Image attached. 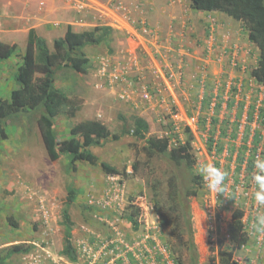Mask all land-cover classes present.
Returning <instances> with one entry per match:
<instances>
[{"label": "rangeland", "instance_id": "374dc122", "mask_svg": "<svg viewBox=\"0 0 264 264\" xmlns=\"http://www.w3.org/2000/svg\"><path fill=\"white\" fill-rule=\"evenodd\" d=\"M30 1L25 9L37 17L36 29L50 49L53 39L68 25L73 30L96 24L113 28L108 44L84 47L90 60L88 72L69 68L56 72L55 86L77 105L73 115L67 106L55 115L53 126L58 140L69 137L71 126L82 120L97 119L111 133H120L132 115H140L149 125L148 135L190 141L195 173L201 161L226 171L228 193L215 196L203 181L196 196L182 199L191 213L196 252L192 261L193 251L186 250L188 235L184 233L177 242L160 222L156 208L166 198L169 174H177L182 185H189V171L183 166L175 167L165 156L147 159L142 149L144 141L127 134L90 148L100 160L117 167L119 174H107L99 165L83 161L74 162L72 169L65 154L55 160L47 156L36 115L11 117L4 123L6 137L0 138V264H81L79 253L74 262L61 253L60 211L70 184L75 196L68 208L75 249L80 240L93 236L117 239L120 247L121 242L129 241V213L135 212L130 201L144 195L154 213L148 220L157 222L155 215L159 218L157 236L166 248L165 260L179 264L176 257L181 255L183 264H216L231 211L240 207L249 238L233 250V258L238 264H264V234L251 230L254 218L264 209L258 208L253 199V167L249 168V156L262 158L264 151V83L250 74L258 48L248 40L243 24L222 12L193 9L189 0ZM51 1L60 11L54 19L45 17L48 7L41 8ZM6 11L23 14L24 6L20 3L4 9L0 5V38L17 46L13 55L0 60L2 99H8L15 87L14 73L30 25L3 19ZM141 22L147 29L141 41L157 39V45H149L150 53L141 41L133 40L137 36L132 33V25L139 28ZM233 55L236 60L232 64ZM112 73L117 78L111 81ZM123 91L125 99L119 96ZM176 110L195 115L194 131H188L183 119L174 115ZM256 132L260 142L250 154L243 146H253ZM135 160H139L137 170L132 169ZM138 231L143 227L137 226V235ZM13 244L28 246L29 250L9 254Z\"/></svg>", "mask_w": 264, "mask_h": 264}, {"label": "trees", "instance_id": "16d2710c", "mask_svg": "<svg viewBox=\"0 0 264 264\" xmlns=\"http://www.w3.org/2000/svg\"><path fill=\"white\" fill-rule=\"evenodd\" d=\"M193 9L201 11H218L240 21L247 33V38L258 48L256 65L251 69V76L259 83H264V0H189ZM26 45L21 60L14 73L15 87L10 91L8 99L0 98V138H5L4 123L11 117L21 115H36V122L40 137L47 156L51 160L65 154L74 169V162L83 161L90 165H99L103 172L116 175L120 170L105 161L100 160L92 151V146L102 145L107 139L118 140L123 135H131L142 139V149L147 159L154 156L167 157L177 168L183 166L189 171V185L181 184L177 174L171 173L166 178L167 189L165 200L156 205L160 214V222L167 226L172 237L181 242L183 234L188 235L186 250L193 251L195 247L191 226V213L189 206L182 199L188 200L196 196L202 186L203 179L193 171L195 159L191 152L190 141L180 140L177 137L171 140L170 136L148 135L149 125L140 115H132L131 122L122 126L120 133H111L107 126L97 119H86L77 122L70 128L69 137L58 140L54 132V118L60 109L67 106L68 112L73 115L77 109L74 100L59 90L54 82L56 72L62 68H69L76 72L86 73L90 66L89 57L84 51L88 45L108 44L113 37V28L109 25L96 24L91 28L73 30L70 25L62 36L52 41V49L47 41L35 28H30L26 36ZM17 46L0 41V59L14 54ZM250 118L252 114L250 113ZM248 116V117H249ZM122 119H124L122 117ZM189 131V130H188ZM253 146H243L245 151L254 154L260 142V134L256 132ZM213 140L210 139V142ZM173 143V144H172ZM264 158V151L262 152ZM243 154L241 153L240 156ZM245 155V154H244ZM243 155V156H244ZM241 158V157H240ZM249 168H252L254 155L249 156ZM244 160V158H242ZM242 160V161H243ZM137 161L132 163V169L137 170ZM146 160L143 163H147ZM181 189L183 193L181 192ZM67 200L61 210V223L63 225V243L61 253L70 261H75L76 250L72 244V220L68 211L74 200V189L71 184L67 186ZM130 220L133 213H129ZM244 210L236 207L231 211L230 221L226 232L219 244L216 264H238L233 258V250L239 249L248 242V233L244 223ZM224 243L225 246H223ZM228 243V246H227ZM29 247L21 244L9 246L8 253L27 252ZM179 264L181 255L176 257ZM196 263V261H195Z\"/></svg>", "mask_w": 264, "mask_h": 264}, {"label": "built area", "instance_id": "2783aa9c", "mask_svg": "<svg viewBox=\"0 0 264 264\" xmlns=\"http://www.w3.org/2000/svg\"><path fill=\"white\" fill-rule=\"evenodd\" d=\"M132 26V33L142 40L144 38L142 33H147L143 22L138 25L139 28ZM141 43L143 44V42ZM235 60V55H233L232 64L235 63ZM116 78L117 75L112 73L110 80ZM119 96L125 99L126 92L123 91ZM144 96L148 98L147 94ZM174 115L183 119L181 121L188 125L195 122L196 119L194 114L188 117L182 110L174 111ZM130 205L135 206V212L133 219L129 221L130 225H128L132 231L129 241L121 242L123 244L120 247L117 239L110 240L107 237L105 240L97 239L94 236L90 240H82L77 251L81 264H176L174 260L173 262L169 259L165 260L166 248L161 238L157 236L158 230H160L157 225L159 218L158 215H155L157 222L148 220V217L154 213L146 196H136L130 201ZM137 226L143 227V231H138V235L136 234ZM105 250H107V255L111 256L110 258L104 255ZM105 259H107L106 262L103 261Z\"/></svg>", "mask_w": 264, "mask_h": 264}, {"label": "clouds", "instance_id": "9594fccd", "mask_svg": "<svg viewBox=\"0 0 264 264\" xmlns=\"http://www.w3.org/2000/svg\"><path fill=\"white\" fill-rule=\"evenodd\" d=\"M253 173L251 179L255 186L252 194L253 199L258 208L264 209V158H256L252 163ZM196 174L200 175L205 183V187L209 192L214 194L228 193V185L226 183L228 173L212 163L201 161L198 163ZM251 230L255 233L264 234V211L259 213L251 224Z\"/></svg>", "mask_w": 264, "mask_h": 264}, {"label": "crops", "instance_id": "0c3cea01", "mask_svg": "<svg viewBox=\"0 0 264 264\" xmlns=\"http://www.w3.org/2000/svg\"><path fill=\"white\" fill-rule=\"evenodd\" d=\"M54 1V0H53ZM51 1L50 3H48L47 5H44V7L41 6V8H46L48 7V9H46L45 11V17H52L53 19L55 18V15L56 14H60V11H58L56 8H53V5H52V2ZM63 2H69V0L67 1H63ZM22 4L24 6V11H23V14L19 13V14H15V12L13 13H9V11L7 12L6 11V14L5 15L4 13L1 15L3 17V19L5 20H8V19H12L13 22H18V20H21L24 22V24H30L28 25V30L30 28H35L37 27V24L35 22V19H37L36 16L32 15L31 12L32 10L30 9H25V6H28L31 4V1L30 0H0V5L5 9V7H7L9 5V7L11 5H19V4ZM69 4V3H68ZM12 14V15H11ZM56 21V20H55ZM68 25V24H67ZM28 30H27V33H28ZM37 31V29H36ZM38 32V31H37ZM65 32V31H64ZM39 34V33H38ZM64 34V33H63ZM62 34V35H63ZM61 35V36H62ZM131 35V34H130ZM26 37V36H25ZM130 37V36H129ZM27 38V37H26ZM131 38V37H130ZM133 40L137 42L138 41H141V39H138L137 37H134L133 36ZM0 41H3L1 38H0ZM5 43H7L6 41H3ZM143 42V46L145 48V51L150 53L151 52V47L149 46L150 44H154V45H157V39L153 38V39H150L149 42H144V41H141ZM8 44H12V43H8ZM26 45V44H25ZM155 48V47H154ZM158 49V48H156ZM6 59V58H5ZM1 60V59H0ZM191 116V115H190ZM189 117V116H188ZM145 119V118H144ZM187 124V123H186ZM195 122L191 123L190 125L187 124V128L189 131H194L196 128H195ZM74 201V200H73ZM65 204V203H64ZM70 206V205H69ZM64 205L62 206L61 210L63 209ZM69 208V207H68ZM61 212V211H60ZM80 242L81 240L78 242L77 246H76V259H77V250L79 249V245H80ZM74 246V245H73ZM75 248V247H74ZM62 249V248H61ZM67 258V257H66ZM68 259V258H67ZM75 259V260H76ZM69 260V259H68ZM74 262V261H73Z\"/></svg>", "mask_w": 264, "mask_h": 264}]
</instances>
